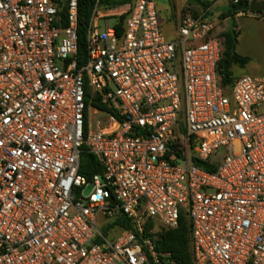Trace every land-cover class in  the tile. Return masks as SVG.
Segmentation results:
<instances>
[{
    "label": "built area",
    "instance_id": "2783aa9c",
    "mask_svg": "<svg viewBox=\"0 0 264 264\" xmlns=\"http://www.w3.org/2000/svg\"><path fill=\"white\" fill-rule=\"evenodd\" d=\"M208 9L96 0L78 53V0H0V264H176L181 214L193 264H264V77L222 85Z\"/></svg>",
    "mask_w": 264,
    "mask_h": 264
},
{
    "label": "trees",
    "instance_id": "16d2710c",
    "mask_svg": "<svg viewBox=\"0 0 264 264\" xmlns=\"http://www.w3.org/2000/svg\"><path fill=\"white\" fill-rule=\"evenodd\" d=\"M96 0H78V53L84 52L85 48V32L88 27L91 14ZM130 0H101V5L105 8H115L125 5ZM200 1V0H199ZM237 4H231L230 9L236 5L247 3V0H237ZM201 2L200 8L203 10L211 7L213 2ZM192 6L191 4H188ZM230 9L221 12L220 20L235 15ZM246 13V12H244ZM261 18L264 19V12H258ZM126 19V14L118 18V28H122V24ZM223 44L221 59L218 63L217 73L221 79L224 87L229 88L235 82L237 77L234 76L232 68L234 66L244 68L249 62L250 58L241 56L236 53V46L238 44V31L234 24L220 34ZM97 160L91 154H83L81 158L80 173L85 176L93 175L99 171L97 167ZM196 164L206 171H213L204 163ZM116 223L123 229L128 230L130 226L127 220L123 217L119 218ZM191 226L190 221L184 215H180L179 224L176 229L163 230L159 240L156 242V249L158 252H169L176 264H193L191 254Z\"/></svg>",
    "mask_w": 264,
    "mask_h": 264
},
{
    "label": "rangeland",
    "instance_id": "374dc122",
    "mask_svg": "<svg viewBox=\"0 0 264 264\" xmlns=\"http://www.w3.org/2000/svg\"><path fill=\"white\" fill-rule=\"evenodd\" d=\"M159 13L161 20L167 21L169 18L175 15L176 9L180 6L182 0H152ZM202 2H207V0H200ZM209 2H214L216 10L211 7L209 10V15L211 20L218 28V32L221 34L223 30L228 29L230 25L236 24V29L238 31V48L240 53L245 56L250 57V62L246 65V68H255L254 73H249L245 71V68H234L233 72L236 76L246 73L248 75L264 77V19L257 18L247 15L240 19L230 20L228 23L222 22L219 18L220 11H225L230 9L231 0H209ZM189 13L198 14L200 10L195 11L193 8ZM203 11V9H201ZM105 10L102 11L104 13ZM110 15V14H109ZM253 17V18H252ZM108 22L111 24L115 21L116 17L110 15L108 17ZM103 21V20H101ZM164 34L167 37H172V26L167 24L162 25ZM235 150H238V146H235Z\"/></svg>",
    "mask_w": 264,
    "mask_h": 264
},
{
    "label": "crops",
    "instance_id": "0c3cea01",
    "mask_svg": "<svg viewBox=\"0 0 264 264\" xmlns=\"http://www.w3.org/2000/svg\"><path fill=\"white\" fill-rule=\"evenodd\" d=\"M199 1V0H198ZM208 2H209V0H207ZM248 2H251V1H259V2H264V0H247ZM189 3H188V0H182V2L180 3V6L176 9V11H175V15L173 16V17H171V18H169L167 21H165V20H161V17H160V13H159V11H158V15H159V19H160V22H161V24L163 25V24H167L168 26H172V35H173V32H174V29H175V27L177 26V24H178V22L180 21V19L182 18V17H184L185 15H187L190 11H194V10H192L193 8L195 9V11H197V10H200L199 12H197L198 14L200 13V12H202V8H200V6H196V5H193V4H191L192 6H189L188 5ZM211 8L212 9H214V10H216V6H215V3L213 2V4L211 5ZM158 10V9H157ZM221 12H224V11H220L219 13H221ZM247 15H248V13L246 12V13H244V12H239V13H236L235 15H233V16H231V17H228V18H226V19H224V20H221L222 22H225V23H228L230 20H234V19H240V18H243V17H247ZM253 18V17H252ZM255 19H257V17H255ZM263 20V19H262ZM102 23V22H101ZM234 26L236 27V24H234ZM227 29H225V30H223V31H226ZM167 38H171V37H167ZM236 53L237 54H239V55H241V56H244V57H248V55L247 56H245L243 53H240V51H239V48H238V44H237V46H236ZM248 58H250V57H248ZM234 68H236V66H234L233 68H232V72H233V70H234ZM245 68V71H246V73L247 72H249V73H254V71H255V68H253V67H248V68H246V66L244 67ZM245 73V74H246ZM233 74H234V72H233ZM244 73H242V74H240V75H238V76H236L235 74H234V76L235 77H240V76H242V75H245Z\"/></svg>",
    "mask_w": 264,
    "mask_h": 264
},
{
    "label": "water",
    "instance_id": "95a60500",
    "mask_svg": "<svg viewBox=\"0 0 264 264\" xmlns=\"http://www.w3.org/2000/svg\"><path fill=\"white\" fill-rule=\"evenodd\" d=\"M189 4L201 6V2L198 0H188ZM234 13L239 12H264V2L251 1L244 4L236 5L230 9Z\"/></svg>",
    "mask_w": 264,
    "mask_h": 264
}]
</instances>
